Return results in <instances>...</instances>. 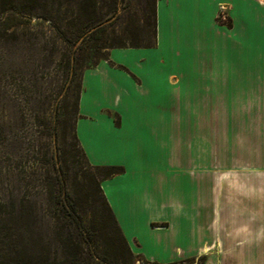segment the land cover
<instances>
[{
	"label": "trees",
	"instance_id": "16d2710c",
	"mask_svg": "<svg viewBox=\"0 0 264 264\" xmlns=\"http://www.w3.org/2000/svg\"><path fill=\"white\" fill-rule=\"evenodd\" d=\"M158 1L0 0L3 264H135L141 258L149 261L131 249L102 188V181L124 172V166L92 164L76 126L82 117L79 101L85 70L101 60L124 68L110 60L112 48L157 45ZM56 48L65 92L57 100L46 129H37L34 136L26 128L25 106L33 99L30 86L36 85L35 63ZM16 52L21 62L11 65L10 55ZM115 117L118 125V115ZM9 145L14 151L11 156L5 150ZM22 161L25 166L21 168ZM39 211L45 213L40 215ZM42 221L50 227V233L43 240L44 255L39 256L34 228ZM198 258L200 264L206 259ZM195 259L153 262L179 264Z\"/></svg>",
	"mask_w": 264,
	"mask_h": 264
},
{
	"label": "crops",
	"instance_id": "0c3cea01",
	"mask_svg": "<svg viewBox=\"0 0 264 264\" xmlns=\"http://www.w3.org/2000/svg\"><path fill=\"white\" fill-rule=\"evenodd\" d=\"M163 1L159 0L157 5V45L141 49L152 50L161 45L160 8ZM165 3L169 10L168 28L173 45L177 38L181 47L187 51H209L212 57L210 66L208 62L201 64L206 70L198 76L200 82L204 76L205 81L211 83L199 91V101L204 106L196 112L185 108L187 102L184 98L191 97L195 92H182L184 89L181 87L182 90L173 88L170 93L169 83L173 74H169L165 82V90L169 92L166 98L171 96L176 99L181 105L178 109L170 103L155 109L150 104L139 105L133 98V92L128 91V96H133L125 98L130 108H120L118 105L116 111L115 108L111 109L113 105L99 103L100 111L96 113L83 110L90 78L99 94L107 87L115 88L116 84L119 89L116 90L115 102L118 104L121 100L120 90L126 91L119 81L133 86L145 85L143 75L121 58L122 54L135 48H112L110 60L124 68H117L108 60H101L83 74V91L79 101L82 117L76 126L80 143L92 164L114 162L98 159V155H104L99 147L107 152L126 151L127 155L134 154L133 158L136 157L132 150L134 147L151 166L155 164L157 156L165 158L158 148L170 147L168 155L171 153V161L167 162L177 164L179 170L188 174L194 190H186L185 195L192 196V201L182 208L179 221L170 219L162 212L151 213L144 221L147 235L173 233L171 241L158 239L152 242L154 246L163 248L173 245L180 251L181 258L178 260L206 255L203 264H264V3L260 0H165ZM208 68H211L210 75L207 73ZM149 77L150 84H158L154 77V80ZM207 77H215V81L210 82ZM159 92H162V88L156 91ZM98 96L93 95L97 102ZM244 101L250 103V171H246L250 173V186H212L211 175H217V172H208L206 138L205 134H201V131H206V126L199 122L200 116L208 113H244L239 110V104ZM115 114L118 115V125ZM196 115L199 116L198 122L192 118ZM176 128L179 132L177 138H181L183 143L179 145L177 154ZM143 130L146 132L145 137L141 133ZM135 165L139 171L137 159ZM122 166L125 173L131 169L126 164ZM118 177L126 179L123 174ZM115 178L117 176L103 180L102 188L131 249L151 261H178H167L146 252L147 235L144 238L138 233L139 227L136 229V223H133V214L128 207L117 201L110 189L109 182ZM222 195L229 198L224 200ZM153 205L152 202L146 206ZM125 220H132L135 226L129 227ZM180 237L182 241L178 239ZM183 242L190 251H186Z\"/></svg>",
	"mask_w": 264,
	"mask_h": 264
},
{
	"label": "rangeland",
	"instance_id": "374dc122",
	"mask_svg": "<svg viewBox=\"0 0 264 264\" xmlns=\"http://www.w3.org/2000/svg\"><path fill=\"white\" fill-rule=\"evenodd\" d=\"M165 4L164 0L160 8L161 45L152 50L135 48L132 51L121 55V58L124 61L132 65V67L143 75L145 85L139 86L136 84L133 86L124 81H119L120 86L122 88L125 87L126 91L120 90L119 93L121 100L120 104H118L115 102L116 90L119 89L116 84L115 88H112L111 86L107 87L99 94L94 86V81L90 78V88L88 92H86V101L83 110L96 113L97 111H100L98 106L99 103L102 105H113L111 109L115 108L114 110H116L118 105L120 108H130V104L125 98H132L133 96L129 97V93H127L128 91L133 92V98L137 100L139 105L150 104L151 108L155 109L168 106L170 103L171 106L174 105V107L178 109L181 105L176 102V99L171 96L166 98L169 92L165 90V82L167 81V76L169 74H173V79H170L169 83L170 93L173 92V88L182 90L181 87L184 89L182 92H195L191 97L187 96L184 98L187 103L185 105L182 104V107L184 105V107L190 111L196 112L200 107L204 106L203 102L199 101V91L205 86L209 87L211 83L205 81L204 76L200 82L198 76L202 75L205 72L204 70H206V68H202L201 64L208 62L210 66L212 57L209 51H187L185 48L181 47L177 38L175 46L173 45L172 37L169 34L168 28L169 10ZM58 58L59 55L56 48L54 53L50 55L47 54V58H38L35 63L36 76L34 82L36 85L30 86L33 99L30 104L25 106V114H27L28 118L26 128L27 131H31L34 136L37 135V129H46L47 124L52 120V114L56 107L57 100L64 96L65 89L62 87L66 84L57 66ZM20 62L18 52L10 55L9 63L11 65L20 64ZM210 70L211 68H208L207 70L209 75L211 74ZM149 76L152 78L154 77L155 80L154 78L153 80L158 82V84H150L151 79ZM207 78H210V82L215 81V77ZM159 88H162V92L156 93ZM154 89H156L155 92H153ZM95 94L99 95L98 102L97 100H94L93 95ZM192 99L194 100L193 102L191 101ZM239 105L241 107L239 110L244 113H208L200 116L199 122L206 126V131H201V134H205L206 138L208 172H210V174L214 173V171L217 172V175H211L212 186L214 185L223 188H230L232 186H250V173L248 174V172H246L250 171V103L248 104V102L244 101ZM221 110L225 109L222 108ZM192 118H195L198 122L199 116H192ZM33 127L34 129L32 130L31 128ZM85 129L88 131L87 128ZM176 130L177 128L175 131ZM141 133L144 137L146 136L144 130ZM178 134L179 132L177 133L176 131V154L178 153V148H180L179 145L183 144L181 138H177ZM196 134H198V132H196ZM165 138L166 137L164 136V139ZM43 140L48 141L47 137H43ZM130 143L134 144L133 141H130ZM99 149L104 151V155H98V159L112 160L114 162H102L97 163L96 165L126 164L131 168L128 173H125L124 171L120 174L114 175L115 177L117 176V178L113 179L111 183L109 182L110 189L113 195L116 196L117 201H120L122 205L128 207L129 212L134 216L135 222L132 220H125V223H127L129 227H134L135 225H133V223H136V229L137 226L139 227L138 233L146 238L147 231H145L144 221H146L151 213L162 212L172 220L179 221L181 219L180 212H182V208L192 201V196L185 195L186 190L190 189L192 192L194 190V185L190 182L188 174L177 168V164L172 165L171 162H167L168 160L171 161V153L168 155L170 147L161 146L158 148L159 152L163 153L165 158L162 159V157L157 156L154 159L155 164L152 165L154 166L153 170L152 166L146 162L141 154L135 151L134 147L132 148L136 156L134 158V154L128 153L127 155L126 151L107 152L103 147H99ZM5 150L8 152V156H11L12 152H14L11 151L12 146L10 145L7 146ZM138 150L140 151L139 148ZM136 159L140 165L139 171L135 165ZM176 159L177 158L175 157V161H177ZM20 164L21 168L25 166V162L23 161ZM121 174H123V176L126 175L125 180H121L118 177V175ZM222 197H224V200H226L225 198H229L226 195H222ZM126 201H128V203ZM135 201L136 203H133ZM152 202L154 203L153 206H146L148 204L150 205ZM135 205H137V207H135ZM43 213L45 212L39 211L40 215ZM49 228L50 227L47 226V223L44 221L38 223L34 228V241L36 242L35 244H37L39 256L44 255L41 248L44 238L50 233ZM152 235L153 234H148L146 238L148 239V243L146 244L145 250L148 254L155 255L160 259H165L167 261H175L181 258L180 251L173 247V245L160 248L155 247L152 243L158 239L169 242L172 239L173 233L162 232L159 233L158 236ZM178 239L181 240L182 238L180 237ZM183 245H186V243ZM184 247L186 251H190L187 245ZM4 248L6 249L7 246H4ZM202 256L206 257V255ZM5 260L8 259L6 258ZM5 260L3 261L4 263ZM200 262L199 258H197L191 263L182 262L179 264H200ZM0 264L3 263L0 262ZM135 264L156 263L141 258L137 259Z\"/></svg>",
	"mask_w": 264,
	"mask_h": 264
},
{
	"label": "built area",
	"instance_id": "2783aa9c",
	"mask_svg": "<svg viewBox=\"0 0 264 264\" xmlns=\"http://www.w3.org/2000/svg\"><path fill=\"white\" fill-rule=\"evenodd\" d=\"M260 1L264 3V0H260Z\"/></svg>",
	"mask_w": 264,
	"mask_h": 264
}]
</instances>
